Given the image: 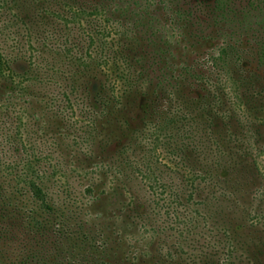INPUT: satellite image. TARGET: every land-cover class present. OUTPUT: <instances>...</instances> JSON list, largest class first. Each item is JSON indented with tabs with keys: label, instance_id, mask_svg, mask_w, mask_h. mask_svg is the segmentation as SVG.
Instances as JSON below:
<instances>
[{
	"label": "trees",
	"instance_id": "1",
	"mask_svg": "<svg viewBox=\"0 0 264 264\" xmlns=\"http://www.w3.org/2000/svg\"><path fill=\"white\" fill-rule=\"evenodd\" d=\"M259 18L264 22V0H0V236L6 234L9 219L38 234L39 249L28 248L29 264H45L37 254L48 237L69 241L74 236L65 217L67 202L58 199L60 191L73 199L61 161L62 146L70 137L77 153L69 155L70 169L79 168L84 177L107 176L110 191L118 186L128 194L138 182L158 208L168 191L179 205L186 202L188 216L182 223L187 237L196 239L206 228L215 236L216 247L225 248L218 264H264L259 254L264 238L258 237L264 231L257 235L264 225L249 230L256 213L238 207L235 199L234 207L228 206L230 194L219 199L213 193L220 182L239 188V180L247 184L257 179L254 172L259 169L249 158L252 143L241 130L239 110L247 111L244 105L250 97L263 104V87L255 90L253 74L244 76L238 70L250 44L243 29ZM221 24L234 28L221 44L198 57L212 28ZM53 40L63 43L62 60L55 49L45 56L38 50L37 43ZM172 42L185 43L182 59L175 58ZM255 42L260 64L264 38ZM44 79L55 81L50 87L56 90L51 99L56 117L72 119L75 125L78 117L87 120L81 134L75 125L69 130L65 123L52 128L40 122L31 101ZM139 102V121L130 126V109ZM123 114L128 117L125 124ZM104 122L118 128L108 140L113 150L107 161L89 167L85 157L93 156L95 138L105 144L104 130L97 134ZM35 124L39 133L32 129ZM53 153H59L58 158ZM218 169L233 178L219 176ZM90 177L83 190L89 205L98 194L107 193L101 186L94 193V176ZM76 227L71 246L95 249L91 229L80 222ZM83 254L84 264H97L93 254ZM56 256H45L47 264H60ZM23 260L8 258L9 264H24ZM196 260L182 263L197 264ZM98 264L105 262L100 259Z\"/></svg>",
	"mask_w": 264,
	"mask_h": 264
},
{
	"label": "rangeland",
	"instance_id": "2",
	"mask_svg": "<svg viewBox=\"0 0 264 264\" xmlns=\"http://www.w3.org/2000/svg\"><path fill=\"white\" fill-rule=\"evenodd\" d=\"M249 23L246 29H243V36H247V40L250 44L246 47L247 54L243 55L241 58L244 64L241 65V70L238 71L244 76H248L249 73L253 74V88L256 90L259 88L261 89V86L263 87V90L261 89L262 93H260V98L264 102V50L261 63L259 64V47L258 42H255L257 38H264V22L259 18L257 21L252 19ZM230 28L233 29L234 26L229 25V27H226L224 24H221L213 27L212 31L209 33V36L211 35L210 39L205 40L203 48H199L200 50L195 49L197 50L198 57L202 58L205 54L209 53V50L213 47L221 44L228 36L227 32L229 33ZM236 28L240 29L239 27ZM220 33L221 35H218ZM222 34H224V36H222ZM243 38L244 41H242L240 37L241 42L246 43L245 37ZM44 43V45L40 44V42L37 43L40 54L45 56V53L49 52V50L55 49L56 52L59 51L57 58H61L60 60L63 59L61 52L63 47L62 42L53 40ZM184 44V42H172L171 44L174 50L173 54L177 60H180V58L182 59V53L187 54L184 52L187 51ZM197 55H193L192 58L197 57ZM46 77L49 76H45V78ZM43 83L44 84H41L40 87H36V90L40 91L36 93L31 101L42 119L40 122L45 121L50 124L52 128H54V126L57 128L61 127L62 123H65V126L69 130H73L74 128L72 125L75 124L71 121L72 119L61 120L59 117H56V105L51 103V99L55 97L54 94L56 90L50 87H54L55 81L44 79ZM253 88H251V90H254ZM1 95L2 92L0 93V97ZM249 100L250 101L244 105V107H247V111L239 110V114L241 115L240 121L242 123L241 130L250 136L249 142H251L252 145L249 147V158H253L255 166H257L260 172L255 170L254 174L257 179H252L247 184H245L243 180H239L237 185L239 188H236L233 182L231 183L235 186L234 188L227 187L220 182L217 190L213 191V193L219 199L221 195L230 194L231 196L229 198L231 200L226 203L228 206H231V208L234 207V202L238 207L244 208L245 206L249 214L251 213L252 215L256 213V216L250 217L257 218L254 226L249 229L252 232L254 229L260 230L264 225V177H259V175L264 174V103L259 104L255 102L256 99L253 97H250ZM142 108L143 105L140 102L137 107L133 103V109L131 107L130 111L134 113L132 120L129 122L130 126L138 123ZM36 110L34 109L35 112ZM123 118L125 124V120L128 117L123 114ZM74 119L76 118L74 117ZM78 119L79 122L75 125V131L81 134L85 129L82 122H87V120L79 117ZM215 128L216 126L213 125L212 131H214ZM246 128H248L247 131H245ZM32 129L34 132L39 133L36 124ZM32 129L29 128L27 131ZM101 130H104V135L101 140L105 139V144L103 142L101 143L97 136L94 140L96 148L93 156L91 158L85 157V162L84 159L81 158L84 163H89V167L93 165L94 162L107 161L113 150L112 146H114V143L111 145L108 140L114 138L113 136L118 128L113 122L110 124L104 122V125L97 129V134ZM42 134L43 133L40 135ZM78 136L80 137V135ZM43 137L45 138V135ZM30 138H33V134ZM71 140L72 139L69 137L65 145L66 147L62 146L61 154L63 157L61 161L67 180H71V189L68 195L70 198L73 196V199L71 201V199L64 198L63 196L65 194H63V191L59 192L60 197H58V199L63 198V204L67 202L69 212L66 213L65 217L66 221H68V224L73 229V235H78L76 222H80L84 227L91 229V232L94 233V240L90 243L97 245L95 249H90L88 246L89 249L82 250V248L77 249L71 246L70 242L74 241V236L69 241H65L64 239L61 241H53L52 237H48L42 247L43 250H40L41 253L38 251L37 254V256H40L43 263L47 264L50 255L56 256V251L58 252L56 258L60 260V264H84L83 253L86 252L93 254V257L97 258V260L94 261V263L97 262V264L100 259H102L105 264H183L182 262L184 260L189 259H198L196 260L198 261L196 262L197 264H218V260L222 258L221 253L226 251L221 245H219V248L216 247L215 236L207 232L206 228L203 229L202 234L196 237V239L195 237H187L184 233L185 226L182 220L186 219L188 216L186 213L188 208L185 206L186 202H184V199H181V203L184 202V205H179L180 203H176L174 199L169 197L170 194H168V191H165V193L161 195L163 199L159 201L158 204L160 205L158 208L157 205L151 202V194H148L138 182H133L128 192V194L131 195V199H129L127 192H124V189L121 187L114 186V190L110 191L107 189V186H110V180L107 176L92 173L84 177L79 168L70 169L67 167V162L70 164V160L72 159L69 155L77 156L76 151L70 147ZM50 150H52L51 145L47 148V151ZM53 154L58 158L59 153L57 155L56 153ZM134 155L136 156V154ZM165 158L170 162L169 157ZM64 160H66V163ZM42 162H44L45 166L48 168L47 162L43 160ZM49 172L50 170H48V173ZM218 173L221 177L233 178V174L229 171L218 169ZM90 176H94L93 180L95 183L92 188L93 192L96 193L101 186V190H107V193L102 196L98 194L99 199L91 202L89 205L87 200L89 196L84 195L85 192L83 190L84 185L91 180L92 177ZM59 179L58 177V180ZM52 182L57 185L55 179H52ZM155 192L157 194L159 190H155ZM258 193L259 196L257 197ZM233 199H235V201L231 202ZM253 211L255 213H252ZM154 212H156V214H154ZM158 214L160 215L159 218ZM3 225H5V223H3ZM5 227H7L6 234L0 236V264H9L8 258L14 259L15 261L23 258L24 264H29L31 259L27 258L28 248L39 249V245H37L39 242L37 241L38 234L34 235L33 233L30 234L26 232V230L29 231L26 226L24 228L20 224L16 225V223H12L10 219L8 225L6 224ZM179 231H183L182 236H179ZM263 231L264 230L257 232V235H260ZM258 237L264 238V235ZM53 242L59 243L54 245ZM201 253L203 256H201ZM243 254L246 256V253ZM259 254L261 259L264 260L263 246ZM245 256L244 258H246ZM188 263L187 261L185 262V264Z\"/></svg>",
	"mask_w": 264,
	"mask_h": 264
}]
</instances>
